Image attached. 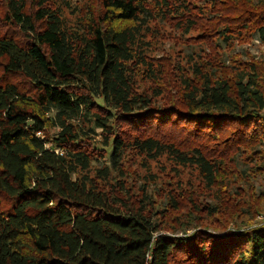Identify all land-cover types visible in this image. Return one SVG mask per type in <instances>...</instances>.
I'll return each instance as SVG.
<instances>
[{"label": "trees", "instance_id": "obj_1", "mask_svg": "<svg viewBox=\"0 0 264 264\" xmlns=\"http://www.w3.org/2000/svg\"><path fill=\"white\" fill-rule=\"evenodd\" d=\"M218 2L207 26L218 42L252 34L264 45V0ZM91 5L70 24L64 9L77 13L78 0H0V264H264V222L254 223L264 214V65L212 75L193 63L180 98L159 105L135 78L160 74L145 56L149 23L187 32L200 11L186 0ZM128 151L197 168L216 199H197L195 218L212 225L162 233L148 197L104 190Z\"/></svg>", "mask_w": 264, "mask_h": 264}, {"label": "rangeland", "instance_id": "obj_2", "mask_svg": "<svg viewBox=\"0 0 264 264\" xmlns=\"http://www.w3.org/2000/svg\"><path fill=\"white\" fill-rule=\"evenodd\" d=\"M78 1L81 10L77 13L64 9V17L70 24H76L85 8L93 6L91 5L92 0ZM210 1L213 5L210 4ZM218 1L186 0L192 6L193 11H200L202 17L187 32L168 19H155L149 23V30L144 38L146 42L144 46L145 56L159 69L160 74H155L150 79L146 78L145 74L141 72L135 78L138 90L146 91L148 95H152L154 103L166 105L168 102L180 98V89L183 88V85L179 76L182 74L190 76L193 63L204 66L212 75L213 72L219 73L223 65H236L251 60L264 65V45L255 39L252 34H247L241 42L236 40L232 46H226L223 42H218V36L211 35L212 30H207V26L213 24L211 22L212 15L220 9L215 7V4H217L215 2ZM214 10L215 13H213ZM157 89L160 90L161 94L154 96V91ZM101 138L98 134L95 136L96 147L100 146L98 140ZM96 147L92 150L94 151L93 154L102 152ZM103 162L105 161H101V163L95 161L92 166L93 168L103 166L99 165ZM121 165L123 175L110 171L108 183L104 190L117 189L116 192L120 194L118 190L123 185L126 188L123 197H127L130 201L136 202L144 196L148 197V201H151L152 207H154L156 219L159 221V230L162 233L167 234L170 232L181 236L185 232H191L198 226L212 222L204 220L202 212L199 214L200 218H195L196 212L193 205L197 199L199 201L214 202L216 198L213 196V191L209 192L205 189L197 168L194 166H180L169 155L165 154L152 160L129 151L124 155ZM89 175L94 177L92 169ZM259 179L260 176L257 180L259 181ZM226 182H228V187L232 186L228 178ZM172 196L179 201V209L171 208L169 199ZM244 197V194L240 195V198ZM2 202L3 199L0 200V206ZM213 220L217 221L222 227L226 222V219L220 215H215ZM255 222H264V214L256 215ZM184 227L186 230L183 232ZM228 227H234L232 222L228 224Z\"/></svg>", "mask_w": 264, "mask_h": 264}]
</instances>
